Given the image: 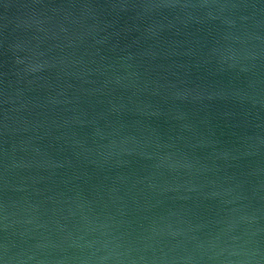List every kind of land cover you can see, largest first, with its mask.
<instances>
[{
	"label": "water",
	"instance_id": "obj_1",
	"mask_svg": "<svg viewBox=\"0 0 264 264\" xmlns=\"http://www.w3.org/2000/svg\"><path fill=\"white\" fill-rule=\"evenodd\" d=\"M0 264H264V0H0Z\"/></svg>",
	"mask_w": 264,
	"mask_h": 264
}]
</instances>
